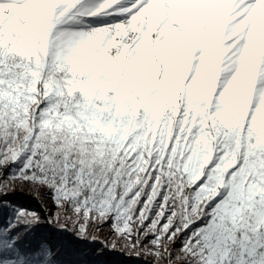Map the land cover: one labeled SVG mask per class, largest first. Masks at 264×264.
Here are the masks:
<instances>
[{"label":"snow or ice","instance_id":"6c2138e0","mask_svg":"<svg viewBox=\"0 0 264 264\" xmlns=\"http://www.w3.org/2000/svg\"><path fill=\"white\" fill-rule=\"evenodd\" d=\"M117 253L264 264V0H0V264Z\"/></svg>","mask_w":264,"mask_h":264},{"label":"trees","instance_id":"16d2710c","mask_svg":"<svg viewBox=\"0 0 264 264\" xmlns=\"http://www.w3.org/2000/svg\"><path fill=\"white\" fill-rule=\"evenodd\" d=\"M26 192L25 190H21L17 188V191L13 195H11L9 199L19 205H23L27 208L41 212V214L43 215V212L37 206L36 202L30 197H28L26 195ZM31 194H33V191L31 192ZM43 194L45 193L43 192ZM47 231L53 238L59 237L61 235L59 232H57L55 228L48 229ZM107 234H108L107 229H105L100 234L101 238H103ZM107 259L111 262V264H143V260H137L134 257H130L128 255H120L119 253L110 255L109 257H107Z\"/></svg>","mask_w":264,"mask_h":264},{"label":"rangeland","instance_id":"374dc122","mask_svg":"<svg viewBox=\"0 0 264 264\" xmlns=\"http://www.w3.org/2000/svg\"><path fill=\"white\" fill-rule=\"evenodd\" d=\"M31 192L32 191H27L26 195L36 202L37 206L41 209V211L44 214V211H43L44 206L45 205L50 206V201L47 199L46 194H43V192H44L43 190H41V192L39 194L34 192V191H33V194H31ZM41 197H44V198L41 199Z\"/></svg>","mask_w":264,"mask_h":264}]
</instances>
